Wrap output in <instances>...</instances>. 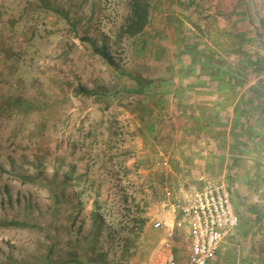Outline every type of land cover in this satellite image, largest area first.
Returning a JSON list of instances; mask_svg holds the SVG:
<instances>
[{
  "label": "rangeland",
  "instance_id": "1",
  "mask_svg": "<svg viewBox=\"0 0 264 264\" xmlns=\"http://www.w3.org/2000/svg\"><path fill=\"white\" fill-rule=\"evenodd\" d=\"M44 1L0 0V264H46L52 245L54 263L153 264L165 187L208 181L241 218L215 264H264V0H150L133 37L129 0ZM208 72L241 117L175 108Z\"/></svg>",
  "mask_w": 264,
  "mask_h": 264
},
{
  "label": "built area",
  "instance_id": "2",
  "mask_svg": "<svg viewBox=\"0 0 264 264\" xmlns=\"http://www.w3.org/2000/svg\"><path fill=\"white\" fill-rule=\"evenodd\" d=\"M190 191L188 199L174 198L170 203L172 224L163 220L155 222L163 234L154 251L153 264L180 263L177 249L180 229L185 232V264H209L224 241L240 227V215L225 183L208 181L202 186H192ZM165 194L170 200L174 197L168 186Z\"/></svg>",
  "mask_w": 264,
  "mask_h": 264
},
{
  "label": "crops",
  "instance_id": "3",
  "mask_svg": "<svg viewBox=\"0 0 264 264\" xmlns=\"http://www.w3.org/2000/svg\"><path fill=\"white\" fill-rule=\"evenodd\" d=\"M223 55L225 56L226 54H223ZM200 75L202 77H198ZM195 77H196V79H203V82H200V83L199 82H195L196 84H194V87L196 88L197 92L198 91H200L201 93L204 92L203 96H206V97L204 99H201V97H200L201 94L195 93V94L191 95L189 93V91H188L187 94H184L182 92L180 94L178 92L179 94L177 96H178L179 103H177V106L175 107V108H177L178 111H185V112L188 111V112H191V113H194V111H196V112H199V111H204V112L205 111H207V112H215V111H221V112L222 111H227L228 112V111H231V112H233V111H235L236 112V117H241L240 114L244 110V107H243L244 104L239 102V100H238L239 98H236L235 103L233 104V106H232V104H230L228 102V94H229V91H228V74L226 72H224V73L221 72L219 74H213L211 72H208V73H204V74L195 75ZM259 79H260L259 77H256L257 82H258ZM253 84H254V82H253ZM243 90H244V88L242 89V86H241L240 91L238 89H236V92H233V94L235 96L238 95V97H240V95H242L241 96V98H242L243 97ZM254 90L255 89H252V92H254ZM191 96H194V101H197V102L191 103L192 102V97ZM188 99H189V103H188ZM201 100H202V102H201ZM201 127H203V126H201ZM181 132H183V131H181ZM182 143L184 144V143H186V141L182 142ZM174 145H176V142L173 144V146ZM177 145H179V143H177ZM195 147H196V145H195ZM199 147H196V149H195L196 152L195 153H197V151L200 149ZM184 148H186V147L184 146V147L180 148L179 149V153H181L182 150H184ZM172 149L175 150V147H173ZM200 154H201V156L203 155L202 152H200ZM175 158H180V157L177 155ZM199 159H200V156H199ZM178 168H180V167H178ZM193 170H195V171L192 172V173L190 172V174H192V175H196V176L200 175V176H202V174H204L200 169L197 170V169L193 168ZM187 171H189V170H179L178 172H182L183 175H186L187 173H189ZM182 173H179V174L182 175ZM178 188H179L178 189L179 191H175V189L170 188V190L172 192V195L174 196V197L172 196L173 197L172 200H170L166 196L167 197V202H168L167 205L169 206V208H170V203L172 201H174V198L177 199V200L179 199L181 201H184V200L188 199L189 196H190V192H191L190 188L188 189L184 185L182 186V184L180 186H178ZM169 213H170V218L167 219L166 222L168 224H172V222H173V220H172L173 214H172L171 208H170V212ZM180 231H181V229H180ZM177 249H178V252H179V255H180V263L179 264H185L186 248H185L184 252H182L179 249V245H178ZM215 261H217V256L214 257L210 261L209 264H215Z\"/></svg>",
  "mask_w": 264,
  "mask_h": 264
},
{
  "label": "trees",
  "instance_id": "4",
  "mask_svg": "<svg viewBox=\"0 0 264 264\" xmlns=\"http://www.w3.org/2000/svg\"><path fill=\"white\" fill-rule=\"evenodd\" d=\"M38 2H41L42 7L44 9H49V5L44 0H37ZM128 7H129V15L127 17L126 23L123 25L122 30L124 34H127L129 36H136L137 34H140L144 31L145 27L149 23L150 19V0H129L128 1ZM54 10L62 16H65L68 20L69 15L66 13L63 9H58L54 7ZM86 40L91 44V46L94 48L95 51L99 52L102 56H107V53L105 49L97 47L95 44V41L92 39H89L88 37ZM12 41H8L4 38V35L1 34L0 36V50L5 54L4 56H10L11 54H14V48H13ZM142 224L145 223V219L141 220ZM54 252V246L52 245L47 263L46 264H67V263H81V260L78 255L72 254L70 257L58 261L57 263H54L52 259V254Z\"/></svg>",
  "mask_w": 264,
  "mask_h": 264
}]
</instances>
